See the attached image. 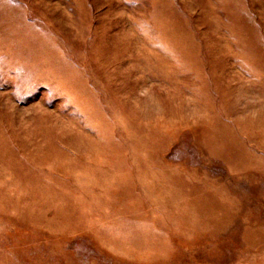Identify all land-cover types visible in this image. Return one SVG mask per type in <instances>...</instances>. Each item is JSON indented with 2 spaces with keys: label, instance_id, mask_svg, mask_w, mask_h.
<instances>
[{
  "label": "rangeland",
  "instance_id": "rangeland-1",
  "mask_svg": "<svg viewBox=\"0 0 264 264\" xmlns=\"http://www.w3.org/2000/svg\"><path fill=\"white\" fill-rule=\"evenodd\" d=\"M0 264H264V0H0Z\"/></svg>",
  "mask_w": 264,
  "mask_h": 264
}]
</instances>
